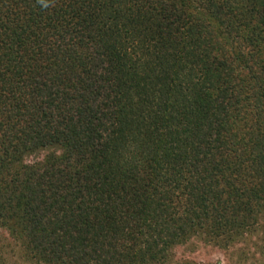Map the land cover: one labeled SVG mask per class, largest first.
I'll return each instance as SVG.
<instances>
[{"label": "trees", "instance_id": "obj_1", "mask_svg": "<svg viewBox=\"0 0 264 264\" xmlns=\"http://www.w3.org/2000/svg\"><path fill=\"white\" fill-rule=\"evenodd\" d=\"M261 227L264 0H0V231L26 260L193 264L173 248Z\"/></svg>", "mask_w": 264, "mask_h": 264}, {"label": "rangeland", "instance_id": "obj_2", "mask_svg": "<svg viewBox=\"0 0 264 264\" xmlns=\"http://www.w3.org/2000/svg\"><path fill=\"white\" fill-rule=\"evenodd\" d=\"M46 153L26 159L31 164L41 161ZM264 228L252 236H245L227 247L206 243L193 238L187 243L174 247L171 256L174 263L193 264H264ZM0 264H34L26 260L19 241L0 231Z\"/></svg>", "mask_w": 264, "mask_h": 264}]
</instances>
